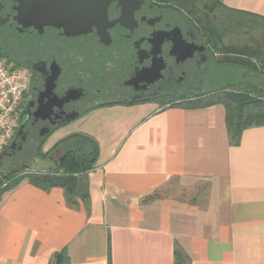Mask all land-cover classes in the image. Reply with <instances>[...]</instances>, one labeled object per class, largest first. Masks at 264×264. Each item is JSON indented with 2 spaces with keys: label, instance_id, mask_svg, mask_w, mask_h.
Instances as JSON below:
<instances>
[{
  "label": "crops",
  "instance_id": "obj_1",
  "mask_svg": "<svg viewBox=\"0 0 264 264\" xmlns=\"http://www.w3.org/2000/svg\"><path fill=\"white\" fill-rule=\"evenodd\" d=\"M219 1L264 19V0ZM226 116L222 103L115 106L57 132L52 143H97L82 199L28 179L5 193L0 264H51L64 250L70 264H175L177 249L183 264H264V126L235 146Z\"/></svg>",
  "mask_w": 264,
  "mask_h": 264
},
{
  "label": "flooded vegetation",
  "instance_id": "obj_2",
  "mask_svg": "<svg viewBox=\"0 0 264 264\" xmlns=\"http://www.w3.org/2000/svg\"><path fill=\"white\" fill-rule=\"evenodd\" d=\"M81 8L67 21L80 31L66 30L65 20L40 33L0 26L1 59L30 77L20 132L2 153L0 173L57 170L78 140H51L94 110L173 107L213 94L205 84L223 55L177 0H88Z\"/></svg>",
  "mask_w": 264,
  "mask_h": 264
},
{
  "label": "trees",
  "instance_id": "obj_3",
  "mask_svg": "<svg viewBox=\"0 0 264 264\" xmlns=\"http://www.w3.org/2000/svg\"><path fill=\"white\" fill-rule=\"evenodd\" d=\"M177 7L183 15L191 18L198 23L199 28L211 35L214 48L224 56L217 66L243 71L223 91L213 93L206 100L182 105L200 108L215 103L224 104L230 141L237 146L247 128L264 126V19L230 9L219 0H177ZM248 17L260 21L254 26L259 38L251 43L248 40L245 44H225L226 34L231 32L240 35L242 26L249 27ZM70 138L78 140V147L67 156L60 170L28 175L0 173L3 177L0 176V202L5 193L13 191L23 180L28 179L31 184L45 191L64 189L67 203L77 206L78 200L82 199L78 191V176L92 169L98 156V146L85 136L74 135ZM175 257V264L184 263L185 256L180 250H175ZM51 264H70L67 251L55 254Z\"/></svg>",
  "mask_w": 264,
  "mask_h": 264
},
{
  "label": "water",
  "instance_id": "obj_4",
  "mask_svg": "<svg viewBox=\"0 0 264 264\" xmlns=\"http://www.w3.org/2000/svg\"><path fill=\"white\" fill-rule=\"evenodd\" d=\"M0 0V26L23 25V30L30 33H40L45 29L44 25L51 26L64 22L66 30L80 31L79 28L67 24L68 16L76 15L78 10L88 7V0ZM85 4V8L83 7ZM79 7V9H78ZM64 16V17H63ZM61 27V26H59ZM78 33V32H77ZM189 54L188 57H190ZM185 59V58H184ZM20 132V131H19ZM0 155V159L3 158ZM64 158L56 166L57 170L62 168Z\"/></svg>",
  "mask_w": 264,
  "mask_h": 264
},
{
  "label": "built area",
  "instance_id": "obj_5",
  "mask_svg": "<svg viewBox=\"0 0 264 264\" xmlns=\"http://www.w3.org/2000/svg\"><path fill=\"white\" fill-rule=\"evenodd\" d=\"M29 85L30 77L23 68L12 67L0 59V155L20 129Z\"/></svg>",
  "mask_w": 264,
  "mask_h": 264
},
{
  "label": "rangeland",
  "instance_id": "obj_6",
  "mask_svg": "<svg viewBox=\"0 0 264 264\" xmlns=\"http://www.w3.org/2000/svg\"><path fill=\"white\" fill-rule=\"evenodd\" d=\"M247 19L250 20L248 21L249 24L247 23L249 27L247 28L246 26H242L240 28L242 34L240 35L231 32L230 34H226L225 44L227 45L237 44V43L245 44L248 40L249 43H251L255 38H259V34L257 33L258 31L254 29V26L255 23H258L260 21L253 17H248ZM219 58L221 60L222 58H224V56H221ZM221 66H217L216 64H213V66L210 69L208 80L205 84L206 89L209 90L210 93L223 91L225 88L228 87V84L231 82L232 79H234L235 77H239V75L243 73L242 70L236 71L228 66L226 67H221ZM53 140H51L50 144H52ZM1 178L3 177L1 176ZM174 192L177 193V186Z\"/></svg>",
  "mask_w": 264,
  "mask_h": 264
}]
</instances>
